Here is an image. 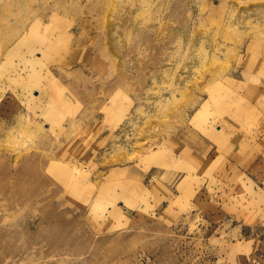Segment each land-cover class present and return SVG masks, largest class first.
Listing matches in <instances>:
<instances>
[{
  "label": "rangeland",
  "instance_id": "374dc122",
  "mask_svg": "<svg viewBox=\"0 0 264 264\" xmlns=\"http://www.w3.org/2000/svg\"><path fill=\"white\" fill-rule=\"evenodd\" d=\"M0 264H264V0H0Z\"/></svg>",
  "mask_w": 264,
  "mask_h": 264
}]
</instances>
